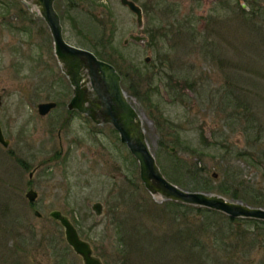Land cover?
Instances as JSON below:
<instances>
[{
	"label": "rangeland",
	"instance_id": "374dc122",
	"mask_svg": "<svg viewBox=\"0 0 264 264\" xmlns=\"http://www.w3.org/2000/svg\"><path fill=\"white\" fill-rule=\"evenodd\" d=\"M137 3L150 7L141 29L120 0H55L54 7L68 43L101 49L105 35V51L144 74L124 70L123 87H136L126 93L159 166L185 190L206 181L264 203V0ZM129 33L147 40L124 44ZM51 43L30 2L0 0V123L10 140L0 145V264H82L48 216L54 209L77 221L109 264H264L263 224L191 204L160 210L165 199L146 190L113 126L66 113L72 88ZM41 102L55 105L40 116ZM95 201L106 209L99 218L89 206ZM130 218L153 232L123 245L115 221Z\"/></svg>",
	"mask_w": 264,
	"mask_h": 264
},
{
	"label": "water",
	"instance_id": "95a60500",
	"mask_svg": "<svg viewBox=\"0 0 264 264\" xmlns=\"http://www.w3.org/2000/svg\"><path fill=\"white\" fill-rule=\"evenodd\" d=\"M34 2L49 27L54 40L55 54L73 87V96L68 108L87 113L97 124H112L118 132L120 141L126 144L129 152L137 160L140 180L148 192L160 194L169 200L217 210L231 217H249L264 221V208L250 206L239 200L231 201L218 194L184 190L170 182L162 174L148 146L139 114L128 100L115 67L98 58L91 50L73 46L64 40L59 16L53 7L54 0H34ZM120 3L135 14L136 27L141 29L143 13L140 5L133 0H120ZM146 40L144 34L129 33L123 43L132 41L144 44ZM145 61L148 62L149 57H146ZM87 82L90 88L86 86ZM86 101H89V106L85 105ZM54 105V102H41L37 105V112L40 116H44ZM9 144L10 140L5 137L0 123V145L7 149ZM170 150L174 151L172 147ZM36 196L37 192L32 188L25 193L30 203L36 200ZM89 206L97 218L106 211L105 205L100 201L91 202ZM34 214L37 217L41 216L38 210H34ZM48 216L60 223L66 243L80 256L82 264H104L102 258L94 253L91 243L80 237L68 215L54 209Z\"/></svg>",
	"mask_w": 264,
	"mask_h": 264
},
{
	"label": "trees",
	"instance_id": "16d2710c",
	"mask_svg": "<svg viewBox=\"0 0 264 264\" xmlns=\"http://www.w3.org/2000/svg\"><path fill=\"white\" fill-rule=\"evenodd\" d=\"M135 1L137 2V0H135ZM142 6H143V8H146L145 4H143ZM167 12H169V11H166V13ZM103 35H104V33H103ZM104 36H101L102 40L103 41L107 40V43L110 42L111 39H109L106 36H105V39H104L103 38ZM100 38H99V40H100ZM102 40L98 43L100 45L101 49H98L97 48L98 45L94 44V45H91V50L99 58H101V59L113 64V66L116 68L118 73L121 75V79H122L121 82H122L123 86H124V81L126 82V78H127V75L129 74V72H131L132 75L134 73V74H138V75L140 74L141 77H144V74L137 67H133V68L130 67V68L127 69L125 66L119 64L118 61L113 59L112 56L114 54V51H109V50H108L109 52L105 51L107 43L103 42ZM124 70H130V71L126 73ZM135 88L136 87H133L132 84L127 85V89L128 90L129 89L134 90ZM161 145H164V141H161ZM157 159L159 160V156L158 155H157ZM160 167H162L161 171L163 172V174H165L168 177V179L170 181H172L173 183L177 184L178 186H180L182 188L187 187L186 185H183L181 182L178 181L179 180L178 176H176L178 179L175 180V179H173L170 176V174H173V173L170 172V174H169L168 172H166L164 170L163 166H161V164H160ZM189 188H192V187H189ZM189 190H200V191L208 192V193H218V194H221V195H223V196H225L227 198H231L233 200H236V199L241 200L242 202L250 204L252 206L264 207V203H261V200L258 199V197H251L248 194L242 192L241 188H237V187L229 188V187L220 186L219 188L218 187H214L213 188V187L209 186L208 183L205 181V184L203 185V187H197L196 186V187H193L192 189H189ZM142 191L146 194V196L150 200L151 199L150 195L146 191H144V190H142ZM162 203H164V205H162ZM162 203L160 205H157V206H159L160 210H163L165 208H168V209L169 208H174V207H177V208L178 207L179 208L189 207L188 204H184L182 202L172 201V200H165V202H162ZM191 209L195 210V211H200L202 214H205V213L206 214H218V215L224 217L226 220L231 221V222L240 221V220H247V221H253L255 223H261V224L264 225V221H262V220L251 219V218H233V217L227 216V215H225V214H223V213H221L219 211L212 210V209H209V208H206V207L194 206ZM162 212H164V211H160V213H162ZM157 215H159V212H157L155 214V216H157ZM115 222L117 223V227H119L120 234H121L120 238H118L119 243L122 242L121 244H123V245L124 244L126 245L128 243L138 242L139 239H141L143 236H146L147 234H151L153 232V231H151V229H149L148 226H146L145 223L143 224L142 221H138L137 218L119 219V221L117 220ZM74 223L77 224V221L76 222L74 221ZM236 223H238V222H236ZM174 238H175V236L173 238H170L169 240H173ZM145 240H147V239H145ZM98 254L102 258H105L104 254L102 252H100ZM104 263L105 264H109L106 259H104Z\"/></svg>",
	"mask_w": 264,
	"mask_h": 264
},
{
	"label": "flooded vegetation",
	"instance_id": "af4514ba",
	"mask_svg": "<svg viewBox=\"0 0 264 264\" xmlns=\"http://www.w3.org/2000/svg\"><path fill=\"white\" fill-rule=\"evenodd\" d=\"M143 5V4H142ZM142 5H140V7L142 8V13H143V15H144V12H147L148 10H149V6H147L146 4V8H143V6ZM243 7H244V5H242ZM135 16V15H134ZM212 17H214V15L212 16ZM216 17V16H215ZM185 21H187V20H185ZM184 21V22H185ZM213 21V20H212ZM214 22V21H213ZM184 24H187V23H184ZM74 46H77V47H80V46H78V45H74ZM70 87H71V84H70ZM72 88V87H71ZM68 103V102H67ZM66 103V113L67 114H69V115H71V114H73V115H77V113L80 115H82V117L84 116V117H86V119L87 120H89L90 118H89V116H88V114H86V113H83V112H81V111H79V110H77V109H69L68 107H67V104ZM62 151V150H61ZM60 151V152H61ZM31 175L32 174H29V177H31ZM104 204V203H103ZM99 218V217H98ZM56 221V220H55ZM57 222V221H56ZM74 225H75V223H74ZM77 228V227H76ZM77 230H78V228H77ZM78 232H79V230H78ZM79 235H80V237H81V234H80V232H79ZM85 240H87V239H85ZM87 241H89V240H87ZM90 242V241H89ZM91 243V242H90ZM91 246H92V244H91ZM68 249H71L72 250V248L69 246V245H67L66 246ZM92 248H93V250H94V247L92 246ZM73 251V250H72ZM94 253H96L95 252V250H94ZM76 254V253H75ZM96 254H98V253H96ZM55 255V254H54ZM77 255V254H76ZM99 255V254H98ZM79 258H80V256L79 255H77ZM100 256V255H99ZM101 257V256H100ZM102 258V257H101ZM80 260H81V258H80ZM102 261H103V263H104V260H103V258H102ZM82 263V262H81ZM105 264V263H104Z\"/></svg>",
	"mask_w": 264,
	"mask_h": 264
},
{
	"label": "bare ground",
	"instance_id": "6f19581e",
	"mask_svg": "<svg viewBox=\"0 0 264 264\" xmlns=\"http://www.w3.org/2000/svg\"><path fill=\"white\" fill-rule=\"evenodd\" d=\"M162 205H164V203H162ZM195 206H198V205H195ZM202 207V206H201ZM222 213V212H221Z\"/></svg>",
	"mask_w": 264,
	"mask_h": 264
}]
</instances>
